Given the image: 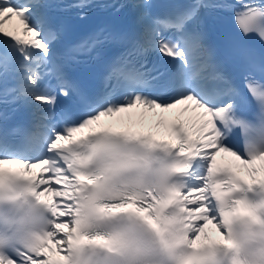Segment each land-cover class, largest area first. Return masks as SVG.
<instances>
[{"label": "snow or ice", "instance_id": "1", "mask_svg": "<svg viewBox=\"0 0 264 264\" xmlns=\"http://www.w3.org/2000/svg\"><path fill=\"white\" fill-rule=\"evenodd\" d=\"M50 6L0 0V103L31 114L19 145L0 136V264H222L228 255L231 264H264V54L242 53L241 88L189 28L201 8L227 9L243 36L264 44V5L193 0L161 16L137 0L140 31L91 95L61 60L114 38L100 30L58 57ZM12 17L18 26L8 28ZM151 53L174 69L149 68ZM73 96L72 108L61 105ZM190 110L195 118H185ZM29 198L45 209L46 227L25 246L4 205Z\"/></svg>", "mask_w": 264, "mask_h": 264}, {"label": "clouds", "instance_id": "2", "mask_svg": "<svg viewBox=\"0 0 264 264\" xmlns=\"http://www.w3.org/2000/svg\"><path fill=\"white\" fill-rule=\"evenodd\" d=\"M260 195L261 194L258 193L255 199H259ZM4 208L6 212L10 213L14 218L15 224L13 225V228L20 233L19 242L25 246L30 243L35 235L43 231L46 227V223L42 219V217L46 215L45 209L31 198H29L28 203L21 201L17 204H5ZM234 232L242 239V234L245 232V225L243 223H237L234 226ZM6 242L7 241L5 240V243ZM256 247L255 244L242 245L241 251L243 253L251 254L255 252ZM222 264H231L230 255L223 257Z\"/></svg>", "mask_w": 264, "mask_h": 264}, {"label": "bare ground", "instance_id": "3", "mask_svg": "<svg viewBox=\"0 0 264 264\" xmlns=\"http://www.w3.org/2000/svg\"><path fill=\"white\" fill-rule=\"evenodd\" d=\"M10 26H18V21L16 19H14V17H12V19L9 20V24H6V27H10ZM184 115H185V118H195L196 113L192 112L190 110V111L186 112Z\"/></svg>", "mask_w": 264, "mask_h": 264}]
</instances>
